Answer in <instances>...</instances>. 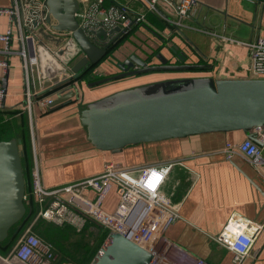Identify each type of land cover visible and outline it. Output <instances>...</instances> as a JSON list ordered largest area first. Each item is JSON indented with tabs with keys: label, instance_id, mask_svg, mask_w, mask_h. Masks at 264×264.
Here are the masks:
<instances>
[{
	"label": "crops",
	"instance_id": "0c3cea01",
	"mask_svg": "<svg viewBox=\"0 0 264 264\" xmlns=\"http://www.w3.org/2000/svg\"><path fill=\"white\" fill-rule=\"evenodd\" d=\"M11 1L0 0V8L9 7ZM109 1L110 5H128L131 12H146L141 0ZM159 5L167 10L164 13L170 20H180L183 25H176L161 17L163 27L154 24L149 28L152 33L166 40V48L177 44L180 50L187 53V61L207 64L206 68L187 70L193 73L191 75L241 78L248 67L250 70L248 43L264 36V0H199L194 11L182 17L171 6ZM146 17L148 21L147 13ZM7 25L6 13L0 12V34L6 31ZM132 43L133 46L118 47L113 52L116 59L113 60H123L133 53L145 57L146 49L140 42L133 39ZM5 46L0 39V60L9 62L7 68L0 65V87L5 89L3 83L7 76L4 106L16 107L25 102L26 77L21 56L2 52ZM17 46L16 41L12 43V48ZM110 62L104 59L96 66L95 73L105 75L115 71L117 68H111ZM98 87L91 86L88 92L94 94L95 89H100ZM97 95L90 97L88 103L104 97L96 98ZM85 106L72 102L51 111L35 102L33 136L29 113L24 109L29 121L31 147L34 141L43 184L47 188L99 174L108 162L106 151L100 153L102 159L95 157L85 160L89 152L95 150L86 132L78 141L67 139L72 124L75 128L80 127L79 132H84L79 115L80 109ZM37 108L41 111L39 118ZM246 137L244 131L235 130L145 142L140 147L144 154H138V161L132 163L139 166L174 162L162 189L173 202L179 204V217L166 232L174 243L210 264H234L233 253L215 239L231 218L247 222L254 230V242L243 264H264V161L256 165L240 154L228 159L223 151L227 142L238 143ZM136 146L139 148V145ZM31 160L33 166L32 149ZM82 169L85 172H81Z\"/></svg>",
	"mask_w": 264,
	"mask_h": 264
},
{
	"label": "built area",
	"instance_id": "2783aa9c",
	"mask_svg": "<svg viewBox=\"0 0 264 264\" xmlns=\"http://www.w3.org/2000/svg\"><path fill=\"white\" fill-rule=\"evenodd\" d=\"M146 10L160 18L169 19L160 3L171 6L180 17L188 15L199 5V0H141ZM76 12L80 27L96 41L92 30H106L119 26L123 33L135 22H147L146 12L130 10L127 5L104 6V0H79ZM46 0H12L11 5L0 8L8 17L7 29L0 34L6 46L2 52L18 53L26 77L23 108L30 117L35 102L49 110L53 101L50 95L68 91L76 83L73 70L74 58L83 50L71 31L55 28V20L48 21ZM163 11V12H162ZM133 13V14H132ZM183 25L180 20H170ZM18 44L12 48V43ZM250 47V73L252 77L264 78V36L248 43ZM4 68L7 60H0ZM95 72V68L92 73ZM50 91L48 94H44ZM6 91L0 87V107L4 105ZM259 139L264 143V133ZM33 140V139H32ZM34 160L31 169L32 193L37 212L32 222L6 253H0V264H51L54 250L50 243L33 232V224L45 219L57 225H69L82 232L90 221L109 231L128 236L152 253L147 264H210L176 246L165 234L168 227L179 217V204L163 191L173 161L124 167L113 161L106 162L104 170L82 180L54 188L43 184L40 165L32 143ZM226 158L243 155L247 161L259 164L264 161V145L246 137L238 143L227 142L223 148ZM117 186L119 202L113 212L103 209V201L112 188ZM25 199L27 194L24 195ZM254 230L247 222L231 218L215 239L233 253V263L243 264L254 242Z\"/></svg>",
	"mask_w": 264,
	"mask_h": 264
},
{
	"label": "water",
	"instance_id": "95a60500",
	"mask_svg": "<svg viewBox=\"0 0 264 264\" xmlns=\"http://www.w3.org/2000/svg\"><path fill=\"white\" fill-rule=\"evenodd\" d=\"M46 1L48 21L55 20L54 26L59 30L71 31L84 52L73 65L75 78L106 59L123 35L119 26L109 30L99 28L92 30L99 41L93 40L76 17L79 0ZM163 43L167 45L165 39ZM169 50L176 61L161 50L152 59L150 53L145 57L133 53L115 61L116 71L87 81L88 85L151 71L207 67L204 63L188 62L187 53L177 44ZM75 94L73 89L58 93L49 110L72 103ZM80 120L86 127L88 141L113 153L133 144L235 130L244 131L247 137L264 145L258 137L259 129L264 133V78L192 76L125 88L88 103L80 109ZM21 142L15 137L0 141V241L7 238L10 228L27 211ZM260 191L263 193L261 188ZM151 259L152 253L146 248L122 233L109 231L89 264H147Z\"/></svg>",
	"mask_w": 264,
	"mask_h": 264
},
{
	"label": "rangeland",
	"instance_id": "374dc122",
	"mask_svg": "<svg viewBox=\"0 0 264 264\" xmlns=\"http://www.w3.org/2000/svg\"><path fill=\"white\" fill-rule=\"evenodd\" d=\"M145 23L141 22L140 25L136 27V29L131 33V35L127 38H125L120 45H118L107 57V60L111 61V68L115 67L118 69L117 64H115V59L113 57V52L117 50L118 47L121 46H133L132 40L135 39L140 42L141 46L146 49V55L151 53L155 49L163 48L164 52L166 55L170 58H172V61H176V58L171 54L169 48H166L167 46L165 43H163V40L157 36L156 34L152 33V30H150L147 26L144 25ZM164 46V47H163ZM82 52H80L73 60V63H75L78 59L82 57ZM115 56V55H114ZM116 60V59H115ZM104 61V60H103ZM189 62V61H188ZM96 68V67H95ZM116 69V70H117ZM115 70V71H116ZM186 71V72H185ZM114 72V70H113ZM192 72H187V70H180V71H151L143 74H138V75H132V76H127L126 78L122 79H117L113 81H109L106 83H102L101 85L99 84L100 89H95L94 94H90L88 91L91 89V86H86L88 83L86 82L87 78H97L101 75L98 73H91L86 77V80H79V82L73 84L70 89H73L75 91V95L73 97V102L76 103H81L82 105H87L88 104V99L90 97H94L97 93V97H102L107 94L113 93L115 91H119L125 88H130V87H135L139 85H144L148 83H154V82H159V81H164L168 79H174V78H183V77H192L196 76L195 73L194 75ZM198 74V72H197ZM199 76V75H198ZM242 77H252L249 67L246 69L244 72V75ZM129 80H126V79ZM134 78V79H132ZM96 86V85H95ZM52 99L54 100L58 95L57 93L50 95ZM95 98V99H96ZM58 110V109H57ZM41 111L37 108V118H39ZM45 113V112H44ZM79 120H80V115H79ZM80 123L82 127L84 128V132H79L80 127L74 126L72 124L70 126V133L67 134V139L68 140H80L82 136H84L85 132L87 133L86 127L82 124L81 120ZM87 136V134H86ZM80 138V139H78ZM150 143V142H149ZM139 148H136L137 146ZM136 145H128L125 150L122 152H116L113 153L108 150H101L95 147V150H91L89 154L85 157V160L87 161L88 159L91 158H99L102 159V155L100 154L102 151H106L108 153L107 158L108 161H113L115 163L121 164L124 167H133L134 165L137 166V164H132L134 162H137V155L138 154H144L141 150V143L136 144ZM136 151V152H135ZM141 166V165H139ZM81 172H85L83 169ZM168 196V195H167ZM170 197V196H169ZM171 198V197H170ZM119 202V195L117 193V186L113 184L112 188L106 195L102 207L104 210L107 212H113L117 204ZM45 222L46 224H50L51 226H41L38 227L35 224L37 223H43ZM50 227V238H46L43 236L45 234V230ZM33 232L37 234L39 237L42 239L46 240L48 243L51 244L53 250H54V260L52 261L51 264H61L62 262H73L75 264H89L90 261L86 262V256L88 254L87 249L89 251L90 248L97 247V238L93 235L91 232L90 228H85L84 231L82 232H77L75 231L71 226L65 225V226H59L57 224H54L52 222H48L44 219H38L34 222L33 224ZM165 236L169 238L168 232H166ZM174 243L173 240L170 239ZM176 246L180 247L178 244L174 243ZM101 245L96 249V252L100 249ZM183 249V248H182ZM185 250V249H184ZM96 254V253H95ZM85 257V258H84ZM197 257V256H196ZM199 258V257H198Z\"/></svg>",
	"mask_w": 264,
	"mask_h": 264
},
{
	"label": "trees",
	"instance_id": "16d2710c",
	"mask_svg": "<svg viewBox=\"0 0 264 264\" xmlns=\"http://www.w3.org/2000/svg\"><path fill=\"white\" fill-rule=\"evenodd\" d=\"M104 6H110L109 0H104ZM121 5H125L124 3ZM128 6V5H127ZM146 10V9H145ZM147 16L149 17L148 21L144 24L148 28H152V26L155 24L158 27L162 28L163 23L161 22V18L154 13L146 10ZM139 22H135L132 24L130 30L123 33V35L120 37V39L115 43V46L112 48L111 51H113L118 45L122 43L124 38H127L131 35V33L136 29V27L139 25ZM160 51L159 49L153 50L149 54V59H152L155 54ZM97 66V65H96ZM92 67L88 73H92V70L96 67ZM200 69V68H198ZM198 69H191V70H198ZM85 75H78L75 80H86V77H88L89 74ZM101 77V76H99ZM97 77V78H99ZM93 78H87L86 81H91ZM50 91H46L44 94H48ZM23 104H20L16 107H0V141L6 140L10 138H20L22 140L20 144V149L22 151V164L24 169V175L26 179V194L27 198L25 199V203L27 206V211L24 215V217L19 220L17 223H15L9 230V234L6 239L3 241H0V253L6 254L11 247L14 245V243L18 240V238L21 236V234L25 231V229L28 227V225L32 222L33 218L35 217V214L37 212V204L34 200L33 193H32V182H31V169H32V160H31V136H30V128H29V121L26 111L23 108ZM45 220V219H44ZM47 221V220H46ZM49 222V221H48ZM38 227L41 226H51L50 224L43 223H37L35 224ZM61 226V225H59ZM65 226V225H62ZM86 228H90L93 235L97 238V247L90 248L89 251L87 249V256H86V262L91 261L92 258L95 256L96 249L103 244L104 240L106 239L109 230L103 228L102 226H99L93 221H90L88 226ZM98 229V230H97ZM85 230V229H84ZM44 237L50 238V227L45 230V234H43ZM85 258V257H84Z\"/></svg>",
	"mask_w": 264,
	"mask_h": 264
},
{
	"label": "flooded vegetation",
	"instance_id": "af4514ba",
	"mask_svg": "<svg viewBox=\"0 0 264 264\" xmlns=\"http://www.w3.org/2000/svg\"><path fill=\"white\" fill-rule=\"evenodd\" d=\"M126 78V77H125ZM122 79V78H121ZM93 80V79H92Z\"/></svg>",
	"mask_w": 264,
	"mask_h": 264
}]
</instances>
